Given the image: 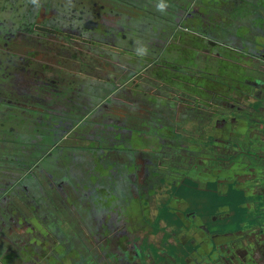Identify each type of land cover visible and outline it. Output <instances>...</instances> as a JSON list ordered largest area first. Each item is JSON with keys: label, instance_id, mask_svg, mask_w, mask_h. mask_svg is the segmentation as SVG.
I'll return each instance as SVG.
<instances>
[{"label": "flooded vegetation", "instance_id": "af4514ba", "mask_svg": "<svg viewBox=\"0 0 264 264\" xmlns=\"http://www.w3.org/2000/svg\"><path fill=\"white\" fill-rule=\"evenodd\" d=\"M186 3L155 12L148 1L127 3L152 26L146 42L157 49H133L126 15L112 35L122 37V48L98 56L121 62L71 108L55 107L70 98L68 87L46 90L47 79L32 80L47 102L43 110L24 108L38 133L24 146L41 154L33 172L81 161L83 152L87 169L106 173L112 197L131 193L129 209L125 201L104 213L102 234L90 217L87 264H264V0ZM94 28L106 37V28ZM27 60L29 72L34 61ZM7 61L15 62L11 54ZM8 104L6 118L19 109ZM90 114L96 119L87 137L74 134L77 124L65 130L67 116ZM9 124L0 121L3 133ZM10 142L0 139V147ZM61 148L42 164L46 152Z\"/></svg>", "mask_w": 264, "mask_h": 264}, {"label": "rangeland", "instance_id": "374dc122", "mask_svg": "<svg viewBox=\"0 0 264 264\" xmlns=\"http://www.w3.org/2000/svg\"><path fill=\"white\" fill-rule=\"evenodd\" d=\"M147 1L148 11L155 12L175 3L184 8L190 0H0V121L10 122L7 128L3 126L4 133L0 128V139L11 137L7 146L0 147V193L11 188L10 196H0L2 264L10 260H14V264H87L86 243L88 233L92 234L91 221L95 224V234H102L100 223L106 217L105 212L113 214V210L122 209L125 201L128 209L132 206L131 193H125L126 200H120L107 191L106 173L99 171L100 167L96 171L87 169L86 153L79 154L81 161L71 159L72 163L65 158L49 172H33L32 162L37 163L41 154L24 146L30 144L29 139L37 133L31 120H27L24 108L43 110L47 105L39 96L44 86L38 81L32 82L34 75L47 79L46 90L59 89L58 85L68 87L70 98L63 103L58 100L57 109L71 108L77 98L86 97L88 87H98L105 77L102 73L114 70V65L121 62L120 59L114 64L98 56L122 48V37L112 35L121 33L118 25L126 15L131 18L129 32L136 37L133 49H157L153 46L154 40L146 42L152 38L149 36L152 26L137 13L133 4H127ZM96 24L101 32L107 29L103 39L94 28ZM9 54L15 62L7 61ZM114 57L119 56L111 58ZM27 59L34 61L29 72L25 70ZM94 60L96 63L92 64ZM42 94L51 96L49 92ZM7 102L19 107L15 109L16 115L12 111L8 118L6 110L10 106ZM35 114L38 113L31 111L34 117H44ZM95 119L93 114L85 116L83 121L76 115H69L63 125L68 130L72 124H77L74 134L85 136L87 124ZM80 145L85 146L87 142L81 140ZM63 149L66 148L46 152L42 164L55 160ZM111 165V169L105 166L109 173L116 164ZM114 180L118 186L120 181ZM76 255L80 261H76Z\"/></svg>", "mask_w": 264, "mask_h": 264}]
</instances>
